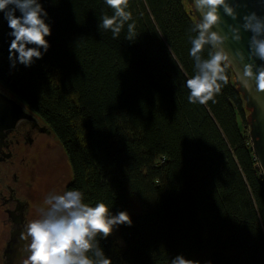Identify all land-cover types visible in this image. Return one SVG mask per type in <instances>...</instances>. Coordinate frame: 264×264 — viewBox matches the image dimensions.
<instances>
[{"label": "trees", "instance_id": "1", "mask_svg": "<svg viewBox=\"0 0 264 264\" xmlns=\"http://www.w3.org/2000/svg\"><path fill=\"white\" fill-rule=\"evenodd\" d=\"M39 2L50 47L30 67L12 66L0 12V84L55 132L72 170L66 191L130 215L131 226L97 237L112 264H264V172L248 111L228 64L213 100L189 102L187 0H129L131 41L127 24L116 39L100 31L113 15L105 0Z\"/></svg>", "mask_w": 264, "mask_h": 264}, {"label": "clouds", "instance_id": "2", "mask_svg": "<svg viewBox=\"0 0 264 264\" xmlns=\"http://www.w3.org/2000/svg\"><path fill=\"white\" fill-rule=\"evenodd\" d=\"M105 3L113 10V15L105 14L99 18L100 31L110 30L116 39L127 24L126 39L133 40L135 24L128 23L132 20V13L127 10L129 0H105ZM193 8L202 20L199 18L192 29L196 35L191 39L190 56L195 75L187 79L186 87L190 90L189 102L207 104L221 91V82L228 83L225 67L232 62L231 54L222 47L228 37L213 28L222 22L221 8L232 19L237 18V13L228 0H194ZM17 10L21 15H16ZM0 12L4 13L12 30L9 35L14 37L9 47L12 66L19 63L30 67L50 47L47 37L51 35V26L45 19L48 13L39 0H0ZM243 21V29L252 33L249 40L251 58L264 60V18L252 12L245 15ZM228 28L232 39L241 41V29L234 25H228ZM205 45L212 49L207 59L201 55ZM237 55L241 61L246 59L241 50H237ZM241 79L249 90L254 80L256 91L264 93V65L257 68L255 63L245 64ZM44 204L46 207L40 210V217L29 221L20 234L19 239L25 242L23 248L27 252L22 264H112L97 237L106 239L118 225L131 226L132 219L126 211L112 215L109 206L103 202L91 206L84 202L79 190L50 194ZM171 264L197 262L178 255Z\"/></svg>", "mask_w": 264, "mask_h": 264}, {"label": "flooded vegetation", "instance_id": "3", "mask_svg": "<svg viewBox=\"0 0 264 264\" xmlns=\"http://www.w3.org/2000/svg\"><path fill=\"white\" fill-rule=\"evenodd\" d=\"M30 118L0 137V228L5 231L4 249L20 251L21 264L27 258L19 239L25 225L40 217L50 194H63L61 165L63 149L53 129L31 108ZM67 186V185H66ZM3 255V254H2Z\"/></svg>", "mask_w": 264, "mask_h": 264}, {"label": "water", "instance_id": "4", "mask_svg": "<svg viewBox=\"0 0 264 264\" xmlns=\"http://www.w3.org/2000/svg\"><path fill=\"white\" fill-rule=\"evenodd\" d=\"M187 2L190 5L189 14L194 17L196 22L199 18L202 20L200 13H196L193 8L194 0H187ZM228 3L235 8L237 18L232 19L221 8L220 15L222 22L218 26H215L213 31H220L222 35L228 37L222 47L232 56V62L228 65L234 72L235 85L245 101L253 149L264 172V93L256 91L254 80L252 81V88L249 90L245 88L241 79L245 64L255 63L257 68L264 65V60L258 58L253 60L251 58L249 40L252 33L245 31L242 27L244 23L243 17L247 14L255 12L258 16L264 18V0H228ZM228 25H234L241 29V41L237 42L232 39ZM237 50L243 51L246 57L244 61L240 60ZM253 70L255 71V69ZM28 109L29 107L24 102L13 96L0 84V137H3L6 131L14 128L19 120L30 118L32 115ZM3 264H21L20 251L13 250L11 245L6 247L3 252Z\"/></svg>", "mask_w": 264, "mask_h": 264}, {"label": "rangeland", "instance_id": "5", "mask_svg": "<svg viewBox=\"0 0 264 264\" xmlns=\"http://www.w3.org/2000/svg\"><path fill=\"white\" fill-rule=\"evenodd\" d=\"M63 151V150H62ZM64 153V151H63ZM65 157V163L61 165V174L63 175V190H65L66 185L68 184L70 178H71V167L69 164V161L67 160V157L64 153ZM4 239H5V231L4 228H0V264H3V249H4Z\"/></svg>", "mask_w": 264, "mask_h": 264}]
</instances>
